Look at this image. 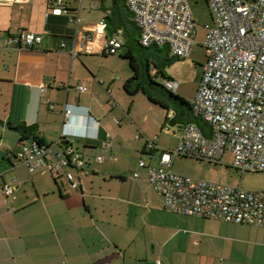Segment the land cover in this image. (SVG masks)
<instances>
[{
	"label": "crops",
	"instance_id": "obj_1",
	"mask_svg": "<svg viewBox=\"0 0 264 264\" xmlns=\"http://www.w3.org/2000/svg\"><path fill=\"white\" fill-rule=\"evenodd\" d=\"M48 1L0 0V264H175L169 247L202 244L206 220H222L170 213L147 168L139 166L142 155L133 164L126 158L149 154L151 161L144 160L160 166L167 148L158 131L178 144L186 121L173 109L159 115L160 105L125 89L133 70L124 65V48L117 55L69 52L75 33L94 27L106 10L112 14L117 0H83L80 22L49 13ZM70 5L77 9L79 2ZM19 29L41 34V46L4 47L3 39ZM197 35L191 54L200 45L206 58ZM202 73L191 94L178 92L192 104ZM80 84L87 90L79 91ZM21 124L37 126L47 142L70 133L85 159L84 168L67 169L79 188H72L66 171L30 172L17 160L22 142L32 139L21 141L12 128ZM8 130L19 132L11 142ZM107 137L111 148L102 152ZM148 138L157 139L153 150L146 148ZM5 183L15 187L9 197L2 193Z\"/></svg>",
	"mask_w": 264,
	"mask_h": 264
},
{
	"label": "built area",
	"instance_id": "obj_2",
	"mask_svg": "<svg viewBox=\"0 0 264 264\" xmlns=\"http://www.w3.org/2000/svg\"><path fill=\"white\" fill-rule=\"evenodd\" d=\"M77 1L79 6L73 9L71 0H49V13L80 22L83 0ZM124 1L131 20L140 31L142 46H164L180 58L191 55L197 22L189 0ZM205 1L212 25L203 41L207 57L192 105L194 114L207 128L195 122L184 123L175 149L163 150L160 166H152L144 159L139 166L147 168L149 182L172 213L264 227V191H247L240 186L178 174L172 169L173 155L223 164L226 155L231 154L232 167L242 171H264V0ZM110 15L108 9L94 27L75 33L69 49L72 56L80 51L120 53L124 29L108 35ZM42 41L41 34L19 29L8 34L2 44L6 48L33 49L41 46ZM66 46L62 41L61 48ZM164 85L175 92L179 84L166 79ZM78 90L83 92L87 87L80 84ZM71 112L67 107L66 117ZM69 135L63 132L51 142L40 138L24 141L15 156L30 172L66 171L69 184L77 189L79 183L67 169L84 168L85 159L69 141ZM156 140L148 138L146 148L153 150ZM110 148L111 140L107 137L101 150ZM97 160L101 161L102 156ZM134 175L137 177L139 173ZM1 189L5 197L15 191L14 185L6 183ZM157 264L161 262L158 260Z\"/></svg>",
	"mask_w": 264,
	"mask_h": 264
},
{
	"label": "rangeland",
	"instance_id": "obj_3",
	"mask_svg": "<svg viewBox=\"0 0 264 264\" xmlns=\"http://www.w3.org/2000/svg\"><path fill=\"white\" fill-rule=\"evenodd\" d=\"M119 3L121 5L125 1L121 0ZM189 3L197 22V41L203 42L208 28L212 25V17L207 2L205 0H189ZM161 48H163L161 52L144 50V54L148 53L150 59L153 60L150 69L144 66L143 75L146 74L145 82H148L147 78H149L150 73L152 80L159 84L152 87L149 82L145 83L147 90L161 98H164L165 94L163 95V93H166L164 88L166 79L160 73H157L158 67L153 63L155 62L168 77L173 76V80L180 83L181 88L177 90V93L175 92L176 94L179 95L182 89L186 94H191L203 71L202 65L206 60L204 49L200 45H196L193 54L186 58H180L174 56L171 52L169 53L167 47L163 46ZM135 54L140 55L141 52L136 50ZM124 63L130 71L131 68L128 60ZM141 93V95L144 94L143 92ZM166 101L173 108L175 107L171 100ZM163 109L160 106L156 110V113L162 115L164 113ZM202 125L205 129L207 128V125L203 121ZM159 134L160 136L163 134L165 138L166 146L164 148L168 150L175 149L177 143L173 137L168 136L161 129L158 131ZM16 135L18 136L19 132L8 130V134L5 136L6 142L15 140ZM140 155L147 162L151 161L149 154L141 153H139L138 157L128 155L126 161L130 164H133L135 161L138 162ZM230 161L231 154L226 155L225 163L223 164L211 163L206 159L173 155L172 169L178 174L240 186L247 191H264V171L238 170L230 165ZM152 164L156 165V157ZM206 221L209 222L208 228L199 234L202 244L188 246L186 243H183L181 248L174 250V252H172V247L168 248L169 253H172L171 255L174 257L175 264H264V227L223 220ZM184 239L185 237L182 240ZM159 261L161 264L163 263L161 260Z\"/></svg>",
	"mask_w": 264,
	"mask_h": 264
},
{
	"label": "trees",
	"instance_id": "obj_4",
	"mask_svg": "<svg viewBox=\"0 0 264 264\" xmlns=\"http://www.w3.org/2000/svg\"><path fill=\"white\" fill-rule=\"evenodd\" d=\"M121 0H117L114 2L112 14L109 16V29H108V35L113 34L118 29L122 28L125 30V44L122 48H124V52L121 54L122 57L128 60L130 67L133 70V75L131 78H129L125 84V89L131 93L136 94L138 92H143L146 94L149 99L160 105L161 107L168 109V110H175L177 112V115H179L181 118H184L186 122H195L199 124L201 127L202 120L198 118L194 112H193V105L190 101H188L186 98L176 94L175 92L165 88V92L163 93L164 98H161L160 96H157L156 94L150 92L147 90L145 83H150V86H158L159 84L154 82L150 76L148 82L146 81V74L143 75L144 66H146L148 69H150V65L152 63V59H150V55L144 54V50L150 51L153 50V52H161L163 48L158 47L156 45L144 47L139 42V35L140 31L138 27L135 25V23L131 20V15L126 7L125 3L120 5ZM138 50L141 52L140 55L135 54V51ZM168 50V49H167ZM157 68V73H160L165 79H171L168 77L165 72L156 64L153 62ZM151 87V88H152ZM166 100H171L174 103V108L171 106L169 102ZM12 128L18 130L21 134V141L27 138H40L39 135H37L38 128L35 125H26L21 124L18 126H12ZM204 128V127H203ZM41 139V138H40Z\"/></svg>",
	"mask_w": 264,
	"mask_h": 264
}]
</instances>
